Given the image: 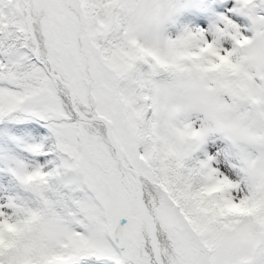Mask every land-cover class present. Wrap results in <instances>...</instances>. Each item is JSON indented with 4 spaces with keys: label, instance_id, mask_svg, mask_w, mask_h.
<instances>
[{
    "label": "snow or ice",
    "instance_id": "snow-or-ice-1",
    "mask_svg": "<svg viewBox=\"0 0 264 264\" xmlns=\"http://www.w3.org/2000/svg\"><path fill=\"white\" fill-rule=\"evenodd\" d=\"M0 264H264V0H0Z\"/></svg>",
    "mask_w": 264,
    "mask_h": 264
}]
</instances>
